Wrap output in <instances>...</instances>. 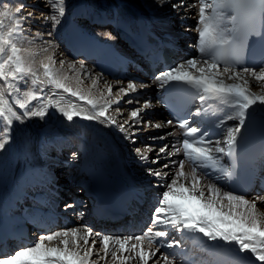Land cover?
Listing matches in <instances>:
<instances>
[{
  "label": "snow or ice",
  "instance_id": "1",
  "mask_svg": "<svg viewBox=\"0 0 264 264\" xmlns=\"http://www.w3.org/2000/svg\"><path fill=\"white\" fill-rule=\"evenodd\" d=\"M165 3L170 0H162L161 6ZM198 3L199 56L172 67L165 66L154 79L161 85L178 82L187 86V90H169L177 104H183L188 95L195 94L193 98L198 97L201 102L212 100L230 108L231 111L214 125L218 132L213 134L219 138L211 139L208 129L192 126L188 115L177 112L175 124L184 130L179 146L160 145L155 156L145 155L141 147L133 149L142 164L157 166L146 167L145 171L155 176L156 186L163 189L157 194L150 226L139 234L96 232L89 226L49 229L36 241L25 242L20 238L21 243L15 250L0 248V264H99L100 260H105L106 264H131L132 261L135 264H177L178 255L183 257L182 264H264V211L257 205V201L264 204V195L258 193L249 198L248 193L220 183L236 175L235 157L243 134L257 121L264 126V91L250 90V80L264 84V0H198ZM46 6H50V11L41 13L43 23H50L54 30L65 16L66 0H46ZM27 7L24 0L15 5L0 4V151L11 142L14 124H23L30 118L44 120L51 114L50 110H55L68 122L79 119L115 128L133 145L137 144L136 136L143 127L161 129L174 124L173 120H145L146 112L139 107L128 109L131 117L128 128L118 123L107 113L113 103L118 105L120 101L105 100L101 105L90 92L79 87L83 83L80 74L87 71L83 63L79 69L75 64L68 65L76 73L74 88L69 76L60 70L65 61H59L60 69L54 68L57 62L54 45L42 49L48 54L40 61L42 79L33 67V40L28 39L25 27L32 22L36 9L25 15ZM171 7L179 11L185 7V0H176ZM35 35L40 37L42 33L37 31ZM47 35L51 36L52 31H47ZM253 41L259 52L254 63L248 65L246 53ZM98 79L99 76L92 80L93 86ZM47 85L53 89L51 94L45 93ZM106 87L111 96L112 86ZM146 87L144 83L139 84V88ZM55 90L90 107L65 101L63 96L54 99ZM137 90V83L128 82L116 95L129 97L124 103L131 105L136 100L130 93ZM142 107L149 110L152 105L145 103ZM124 110L115 109L119 113ZM208 112L209 109L204 110L205 115ZM212 114L218 116V110L213 109ZM194 115L202 113L197 111ZM165 135L173 133L149 139L162 140ZM143 148L151 152L153 145ZM181 152L182 159L172 160L171 164L162 162L164 156L172 157ZM261 154L264 156V149ZM222 156L233 161L231 167L225 166ZM214 172L221 175L214 176ZM169 228L178 233L180 239H166L170 235ZM96 238H99L100 248L96 247ZM202 238L222 243L209 244ZM189 240L193 244L192 251L161 252V249H180ZM197 251L206 253V258L197 257Z\"/></svg>",
  "mask_w": 264,
  "mask_h": 264
},
{
  "label": "bare ground",
  "instance_id": "2",
  "mask_svg": "<svg viewBox=\"0 0 264 264\" xmlns=\"http://www.w3.org/2000/svg\"><path fill=\"white\" fill-rule=\"evenodd\" d=\"M42 2L44 4H42ZM175 2L176 0H170V3H165L161 6L162 0H66L65 16L61 18V23L57 25L54 30L50 28V23H43L44 17L41 15H39V17H36L35 15L31 22V24L34 25L33 27H36L41 32L52 31L51 36L43 37H49L53 40L51 43L40 40L44 44L40 49H38V44L37 48L34 44L31 45V50L35 53V63L33 64V67L38 70V74L41 75L42 78L43 69L40 66V61L44 60L46 55H48L44 53L42 49L49 45H54V59L59 57V55L60 57L65 58V60L63 59L65 61L63 69H60V65L56 64L54 65V68L60 69L62 72L66 73L70 78L69 83L75 88L77 86L75 81L76 73L74 70L69 69L68 65L75 64L76 69H79V65L83 63L87 71L81 72L80 79L83 80V83L80 84L79 87L86 93L90 92L91 97L100 101V104L102 105L106 100V96L109 95L106 85H111L112 89H114L120 86H126L127 83L113 81L110 78L101 75L98 73L94 63L73 58L68 51L67 46L64 45L67 40L70 43L73 41L71 31L76 30L79 34L96 35L104 41L115 44V46L126 50V46L120 37V31L113 27L110 29H102L99 24L105 23V21L107 22L112 18L114 11L119 5L122 3H128L138 10V13H140L145 19L151 32L165 38L167 43H174L182 51H193L194 56L198 57V0H185V6L187 5L189 8L194 6V11L189 9V11L186 12L185 9H181L178 14H171L177 16L181 15L182 12H185L191 15L189 17L178 16L180 22L185 20L184 23L188 26L187 33H183L173 27L171 24L175 22L173 20H168L169 16H167V11H165L164 5L169 4L166 7L172 8L171 4ZM24 3L31 6V9L28 11L36 9L35 14L42 13L40 8L46 9V12L50 11V6H46V0H24ZM59 43L61 44L60 46H58ZM178 57L183 58L182 54ZM97 76H99V79L96 85L93 86L92 80ZM28 79L30 80V78ZM137 85V92L134 94L130 93V96H135L136 102L131 105H124L130 108L134 105L140 106L149 103L152 105L151 109L144 110L143 107H141V111L146 112V115L144 116L145 120L151 121L157 119L158 121L156 122L169 120L161 107L162 93L169 84L161 85L159 81H155L148 82L146 84L148 87L146 88H139V84ZM254 86H262V89L260 91L256 90ZM250 90L256 93L264 91V84H258L254 80H250ZM114 91L112 92V95L116 94ZM55 92L57 95L54 99H59L60 96H63L65 101H72L81 104L84 107H90L84 104V102L77 101L75 98L62 93L61 90H56ZM46 94H49V92H46ZM101 94H103V98L101 97ZM116 100L120 101L119 104H123L122 97L115 99L114 101ZM141 102L143 103L141 104ZM202 106L204 109L211 110V112L213 109H216L220 115L225 114L227 111H231L230 108L224 105H219L216 101L212 100L203 102ZM202 106L197 105L194 108V112L199 111L203 113ZM126 111L127 110H124L123 113ZM50 112L51 114L44 120L30 118L25 119L23 124L17 123L13 125L12 140L6 146L5 150L0 151V180H2V178L8 180L6 183L7 185H3L0 188V203L4 204L5 202L7 207L12 208L13 203H17L21 200H24L26 204L32 203V196L35 195L41 198L46 197L48 199L46 209L52 213L54 217L64 216L71 220V224L67 227H64L62 223L59 222L58 226H61V228L58 230L73 226L81 228L89 226L94 231L100 232V225L95 227L96 220L92 217L93 205L91 204V183L88 181L85 172L82 170V166L85 163V159L90 157L97 159L102 149L106 145H111L113 148L117 149L119 153L121 163L119 169L120 186L123 191L129 190L130 192H134L138 198L145 200L147 208L144 213H142L141 217L143 219V225H147V227L150 226L153 210L157 206L158 195L156 194V189L159 187L156 186L157 183L152 182V179H155L157 182V178L155 176H149L146 173L145 168L157 166L142 164L133 150V144L125 140L124 134L119 133L115 128L107 127L94 121H83L79 119H74V121L68 122L58 112H55V110H50ZM123 113L119 114L120 118L110 115V111L107 115L116 118L119 123ZM218 117L219 116H215L216 119H218ZM227 123L231 124L234 122ZM197 124L199 123L196 121L193 126ZM183 131V129H179L173 124L162 127L161 129H146L144 133H146L147 136H152L159 132L163 133L162 135L172 132L173 135H165L164 139L160 140V144H168L171 147L172 145L179 146V143L182 141L181 133ZM182 158L183 154L181 152L172 157L164 156L162 162L166 161L171 164L172 160H179ZM221 159L225 163L223 156ZM96 162L99 166L102 161L98 158ZM55 167L60 171L59 173H56V170L54 169ZM50 171L52 172L50 173ZM61 173H70V175L62 176ZM213 175L221 174L214 172ZM12 183H14L13 186ZM220 183L224 184L225 187H228L226 178L222 179ZM73 186L78 187L76 198L73 200V207L67 208L66 206H62L58 197L59 195L66 197V195L60 193L62 190H68V188ZM255 196L256 195H252L248 197L252 198ZM257 205L262 211H264V204L257 201ZM76 207H82L85 209L83 214L78 217H76L75 214ZM107 227L111 226L108 225ZM119 229L125 230L123 234H130V224L119 227L118 230ZM104 231V233H107L108 229ZM169 233L170 235L166 239H171L173 237L180 239V235L171 228H169ZM32 238L34 239L33 241H36L39 237L34 235ZM96 239V247L100 248L101 245L99 243V238ZM202 239L209 244L222 243L208 242L206 238ZM189 245L190 242H187L180 249L167 251H175L177 253L186 252L189 249ZM11 250L15 249H10V251ZM163 251L166 250L161 249V252ZM100 255L102 256L103 253L101 252ZM196 256L199 258H206V253L197 251ZM96 258L97 257L94 253L93 259L95 260ZM176 259L177 264H182V256L178 255ZM108 260L110 261V256ZM99 264H106V262L105 260H100ZM131 264H135V261H132ZM257 264L259 263L257 262Z\"/></svg>",
  "mask_w": 264,
  "mask_h": 264
},
{
  "label": "rangeland",
  "instance_id": "3",
  "mask_svg": "<svg viewBox=\"0 0 264 264\" xmlns=\"http://www.w3.org/2000/svg\"><path fill=\"white\" fill-rule=\"evenodd\" d=\"M18 1L19 0H0V4H2V3H8L10 5H15V4H18ZM30 1H33V0H30ZM37 1H39V0H37ZM42 4H44V3L42 2ZM168 5L169 4L164 5L165 11H167V16H169L168 17V20L169 21L173 20L175 22V23H172L171 25L173 27L177 28L178 30H180L181 32L187 33L188 32V30H187L188 29V26L184 23L185 20H183V21L180 22V20H179L180 18H178V16H183V17H185V16L187 17L188 16L189 17L191 15H189L188 13H185V12H182L181 15H177V16L176 15H171V14H178L179 11L174 10L173 8H167L166 6H168ZM30 9H31V6H28L27 8L24 9V12H26V14H27V11L30 10ZM40 9H41L42 12L48 13V12H46L47 11L46 9H42V8H40ZM183 9H185L186 12L189 11V9H191V11H194L195 10V7L192 6L191 8H189V6L186 5ZM35 15H36V17H39V15H41V14H34V16ZM33 26L34 25L31 24V23L25 25V27L27 29L28 38L31 39V40H33V44L36 46V48L38 47L37 44L39 45L38 49H40V48H42L44 46V44L41 41H45V42H48V43H51L53 41L49 37H43V36H48L47 35V32H41L40 30H38L36 27H33ZM37 31H40L41 33H43V35H41L40 37H36L35 34H36ZM40 45H42V46H40ZM60 45L61 44L59 43L58 46H60ZM192 57H193V55L191 57H189V58H192ZM63 59L65 60V58L60 57V55H59V57H56V59H55L57 61L56 65H60L59 61L60 60H63ZM182 60L185 61L184 58H182ZM179 63H180V61H179ZM42 79H43V77H42ZM151 82H155V81H151ZM44 87H45V93L46 92H49V94H51V92L53 91V89L51 88V86L50 85H47V87L46 86H44ZM120 87H126V86H120ZM120 87L114 88L113 89V91L115 90L114 93H116L117 90ZM254 88L256 90H259L260 91L262 89V86H258V87L254 86ZM121 97L123 99V96H117L116 94H113L111 96L107 95L106 96V100L114 101L115 99H119ZM127 99L125 98V99L122 100L123 104H118V105L117 104H112V107L109 109V111L111 113L110 115L115 116V117H118V118H120V116H119L120 113L115 111V109L117 107H121V108L127 110L125 113L122 112L123 114L121 116V121L119 122V123L125 124V127L126 128H128L129 125H130V123H131L130 112L128 111V109L137 108V107H140L141 108L143 106V105H140V106L134 105L133 107H130V108L129 107H126L124 105L125 104L124 101L127 100ZM142 103L143 102H141V104ZM111 110H112V112H111ZM125 121H128V123H125ZM151 121L156 122L158 120L157 119H154V120H151ZM146 129H154V127L153 126L143 127L142 130H140L139 133H138V135L136 136L137 144L136 145H132V147L133 148H135V147H141L142 148V151H143V153L145 155L151 154L152 156H155L156 151H158L159 146L162 145V144H160V140H155V141L154 140H150L149 137H152V136H161L163 133H160L159 132L158 134H154L152 136H147V134L144 133L146 131ZM148 144L153 145V150H151V152H150V150L143 148L144 145H148ZM54 169L56 170V173H59L60 172L59 170H57V167H55ZM162 170L163 171H168L166 169H162ZM57 171H59V172H57ZM51 172L52 171H50V173ZM61 174H62V176H64V175L65 176H69L70 175V173H66V174L65 173H61ZM152 182L157 183L155 179H152ZM77 190H78V187H75V186H73L71 188H68V190H62V192L60 194H64V195H66V197H62L61 195H59V197L57 196L58 199H59V201H60V203H62V206H66V205H69V204H72V205L74 204L73 200L76 198V191ZM156 190H157L156 191V194H158L159 192L163 191V189H161V188H157ZM83 211H85L84 208L76 207V213H75L76 214V217H78L81 214V212H83ZM100 232H101V230H100Z\"/></svg>",
  "mask_w": 264,
  "mask_h": 264
}]
</instances>
